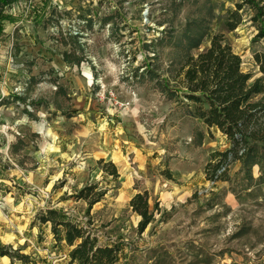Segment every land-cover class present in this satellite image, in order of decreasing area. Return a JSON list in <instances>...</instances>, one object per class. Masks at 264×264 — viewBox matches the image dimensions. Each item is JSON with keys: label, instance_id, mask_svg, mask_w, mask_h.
Returning <instances> with one entry per match:
<instances>
[{"label": "rangeland", "instance_id": "rangeland-1", "mask_svg": "<svg viewBox=\"0 0 264 264\" xmlns=\"http://www.w3.org/2000/svg\"><path fill=\"white\" fill-rule=\"evenodd\" d=\"M238 1L11 0L4 7L17 19L5 21L0 35V242L26 254V264H71L48 223H32L53 207L100 243L116 244L115 264H264L259 168L248 179L234 162L230 180L206 179L212 151L227 143L189 115L175 82L185 56L216 32L250 80L262 76L250 9L243 7L235 29L224 25ZM64 52L82 61L65 64ZM101 156L114 158L117 181L104 176ZM93 181L107 193L87 212L73 194ZM144 190L154 220L138 233L128 202Z\"/></svg>", "mask_w": 264, "mask_h": 264}, {"label": "trees", "instance_id": "trees-1", "mask_svg": "<svg viewBox=\"0 0 264 264\" xmlns=\"http://www.w3.org/2000/svg\"><path fill=\"white\" fill-rule=\"evenodd\" d=\"M10 2L0 0V35L5 21L17 19L4 9ZM244 6L250 9V21L255 26L251 41L261 44V49L253 52V59L262 76L250 80V74L241 68L240 56L232 50L222 32L214 33L209 45L197 54L188 53L176 72L177 91H181L189 115L200 120L207 129L219 131L227 143L224 150L212 151L206 164L205 177L211 182L230 180L228 170L234 162L240 164L239 172H243L248 179H252V167L257 165V181L264 182V0H239L234 8L227 10L224 25L227 30L239 26ZM65 59L72 61L68 55ZM79 60L76 59V62ZM97 162L106 178L117 181L119 172L114 162L103 158ZM165 175L168 179L172 177L169 172ZM106 193V188L93 181L84 184L73 196L83 200L89 212ZM128 205L139 216L137 232H143L154 220V209L150 208L148 192H135ZM154 205L157 210V204ZM32 223L49 224L55 242L63 241L69 247L71 264H115L118 260L120 248L116 244L100 243L91 228L66 217L60 209H40ZM2 256L16 258L24 264L30 261L18 248L0 242Z\"/></svg>", "mask_w": 264, "mask_h": 264}, {"label": "crops", "instance_id": "crops-1", "mask_svg": "<svg viewBox=\"0 0 264 264\" xmlns=\"http://www.w3.org/2000/svg\"><path fill=\"white\" fill-rule=\"evenodd\" d=\"M4 26V25H3ZM4 28V27H3ZM66 55H68V57L69 58H71L72 59V61L71 62H68L65 58H66ZM76 59H78L77 57H72L71 55H70V53L69 52H64L63 53V61H64V63L65 64H79L81 61H82V59L81 58H79L80 60H79V62H76ZM100 158H104L103 156H101ZM99 159V158H98ZM108 159L109 160H111L112 162H114V158L112 157V156H108ZM114 164H115V162H114ZM80 186V185H79ZM49 225V224H48ZM53 241H55V240H53ZM61 242H63V241H61ZM65 251H66V253L68 254V251H69V247L68 246H66V249H65ZM0 261H10V259H9V257H7V256H2V257H0ZM22 264H24V263H22ZM26 264V263H25Z\"/></svg>", "mask_w": 264, "mask_h": 264}, {"label": "built area", "instance_id": "built-area-1", "mask_svg": "<svg viewBox=\"0 0 264 264\" xmlns=\"http://www.w3.org/2000/svg\"><path fill=\"white\" fill-rule=\"evenodd\" d=\"M60 258H64V259H67L69 261V256L67 253H63L61 254Z\"/></svg>", "mask_w": 264, "mask_h": 264}]
</instances>
